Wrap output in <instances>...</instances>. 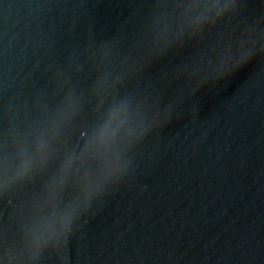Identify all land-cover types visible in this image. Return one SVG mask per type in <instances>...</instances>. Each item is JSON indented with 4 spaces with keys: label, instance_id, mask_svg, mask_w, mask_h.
Returning a JSON list of instances; mask_svg holds the SVG:
<instances>
[{
    "label": "water",
    "instance_id": "1",
    "mask_svg": "<svg viewBox=\"0 0 264 264\" xmlns=\"http://www.w3.org/2000/svg\"><path fill=\"white\" fill-rule=\"evenodd\" d=\"M0 264H264V0H0Z\"/></svg>",
    "mask_w": 264,
    "mask_h": 264
}]
</instances>
